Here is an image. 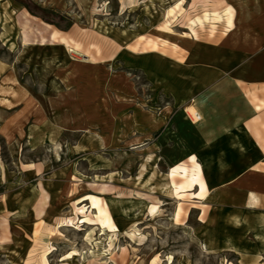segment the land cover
<instances>
[{
  "label": "rangeland",
  "instance_id": "obj_1",
  "mask_svg": "<svg viewBox=\"0 0 264 264\" xmlns=\"http://www.w3.org/2000/svg\"><path fill=\"white\" fill-rule=\"evenodd\" d=\"M31 1L65 16L62 25L72 20L89 33L108 36L114 29L135 30L139 24L144 26L151 22L161 24L160 30L165 34H172L176 26V36L190 31L197 40L215 42L233 30V20L235 30L229 38L238 37L251 43L259 34L264 36V0H181L175 4L174 0ZM19 10V5L12 0H0V60L9 65L22 82L30 84L36 81L37 66L32 64L38 55L19 44ZM47 29L45 27L44 32ZM185 34L183 36L187 37ZM58 35L52 32L51 40H56ZM149 35L158 36L154 32ZM149 42L152 49L157 48ZM246 51L243 58L230 64L223 84L212 82L210 88L178 109L167 95L155 90L142 72L114 64L102 66L101 87L94 88L91 82H86L84 92L86 115L92 118L97 110L95 104L99 103V118H93L102 126L97 129V123L92 122L85 130L86 136L100 130L102 137L116 136L115 145L101 146L100 164L67 155L70 149H66L65 142L67 138L72 140L66 136H62L63 144L45 145L37 150H30L25 144L12 149L0 139V264H239L233 253L208 254L205 250L203 227L198 220L204 218L206 209L195 202L202 198L194 191L205 183L204 163L196 160L195 154H190L189 160H171L180 153L179 145L171 144V136L165 144H156L159 135L172 131L176 114L186 127L193 126L205 136L209 135L204 126L220 124L225 117V121L230 122L229 128L206 129L210 136L214 133L217 137L231 130L238 116L252 115L248 98L252 105L253 96L264 104V85H261L264 84V57H259L257 48ZM69 57L83 59L71 51ZM33 86L36 88V84ZM255 105L259 106L258 101ZM163 108L168 109L163 112ZM189 108L195 109L201 117L198 123H190ZM216 110L222 112L217 115ZM256 114L264 115V111ZM147 115L164 120L165 126L142 129L138 124ZM5 117L6 114L0 112V121ZM142 136H149V148H141L144 146ZM132 139L137 143H130ZM86 149H90L88 145ZM17 151L23 161L45 159L51 169L73 163L88 176L86 180H110L113 195L103 197L92 188H70L68 194L77 196L65 200L67 188L58 190L57 196L50 198V204H55L53 213L57 212L60 217L55 224L60 222L61 228H56L55 224L52 227L37 225L30 245L24 235L30 230L29 206L35 199V188L29 186L35 184V178L19 171L13 155ZM175 166L173 177L171 168ZM97 168L94 178L92 173ZM167 174L171 184L175 180L176 188L170 187ZM84 194L87 196L78 199ZM105 201L109 203L113 220ZM98 207L110 220L109 226L99 228L114 233L99 232L92 226L101 223Z\"/></svg>",
  "mask_w": 264,
  "mask_h": 264
},
{
  "label": "crops",
  "instance_id": "obj_2",
  "mask_svg": "<svg viewBox=\"0 0 264 264\" xmlns=\"http://www.w3.org/2000/svg\"><path fill=\"white\" fill-rule=\"evenodd\" d=\"M12 1L20 7L17 19L19 44L24 50L38 55L32 64L37 66L36 81L32 84L22 82L12 68L0 60V112L6 114L4 120L0 121V139L12 149L23 144L28 145L30 150L45 145H59L64 142L62 136H66L72 140L66 139V149H70L67 155H77L81 161L92 159L95 164H100L101 146L115 145L116 136L102 137L101 130L93 136H86L85 130L90 128L92 122L97 123V129H102V126L101 122L94 120L95 117L99 118L101 112L99 103L95 104L97 110H92L95 113L91 115L92 118L86 115L84 92L86 82H91L94 88L101 87L102 66L114 64L142 72L155 90L167 95L173 107L178 109L193 96L210 88L212 82L223 84L230 64L243 58L247 49L257 48L259 57H264V36L261 34L251 43L238 37L229 38L235 30L234 20L233 30L215 42L197 40L190 31L183 33L187 37L176 36V26L172 28V34H165L160 30L161 24L151 22L144 26L139 24L135 30L114 29L108 36L89 33L72 20L67 30H60L30 15L21 4ZM180 1L174 0V4ZM38 6L65 17L54 10ZM45 27H48L46 32ZM54 31L59 35L56 40H51ZM152 32L158 36L149 35ZM148 41L157 48L152 49ZM70 51L85 60L71 59ZM35 84L36 88L33 86ZM211 98L214 99L213 96ZM257 101L259 106L255 105ZM247 103L252 108V115L238 116L236 125L217 137L214 133L210 136L206 129L229 128L230 122L228 119L226 122L225 117L220 120V124L215 122L208 127L204 126L209 137L199 134L193 126L186 127L179 120L181 116L176 114L174 128L170 133L159 135L156 145L165 144L171 136V144L179 145L180 149L178 156L173 155L171 160H189L190 154H195L196 160L204 163L205 173L202 175L205 183L202 188L194 190L202 199L193 200L206 209L204 218L198 220L203 227L202 240L206 252L233 253L239 264H264V115L256 114L264 111V104L254 96L253 105L249 98ZM95 105L91 108L94 109ZM192 108L187 109V112L193 113ZM167 109L163 108L162 111ZM110 111L114 112V108ZM217 112L221 113L222 110H216L218 115ZM142 118L143 121L138 124L142 129H161L165 126L164 120H157L151 115ZM182 129L185 131L182 132ZM144 136L141 138L144 145L141 148H149V136ZM130 143L137 142L132 139ZM86 145L90 149L85 150ZM13 155L19 171L35 178V184L29 186L35 188V199L29 206L30 230L28 235H24L30 245L37 225L52 227L60 219L57 212L53 213L55 204H50V198L56 197L58 190L67 188L65 200L77 196L68 194L70 188H92L94 193L103 197L113 195L110 180H86L88 176L73 163L51 169L45 159L26 162L20 152H14ZM175 168H171L173 177L176 175ZM95 170L98 168L92 173L94 178L97 177ZM103 176L107 177L105 174ZM167 178L170 182V175L167 174ZM170 187L176 188L175 180L173 184L170 182ZM105 202L113 220L109 203ZM98 210L102 214L101 223L92 226L99 232L114 233L100 229L109 226L110 220L105 211L98 207L97 213ZM59 223L55 224L58 229L61 228Z\"/></svg>",
  "mask_w": 264,
  "mask_h": 264
},
{
  "label": "trees",
  "instance_id": "obj_3",
  "mask_svg": "<svg viewBox=\"0 0 264 264\" xmlns=\"http://www.w3.org/2000/svg\"><path fill=\"white\" fill-rule=\"evenodd\" d=\"M19 4H21L28 12L30 15L37 17L41 19L43 22L54 25L56 28L60 30H67L70 26V22H65V24H60L64 23V20L62 17L53 14L47 10H43L40 8L37 4L33 3L31 0H15Z\"/></svg>",
  "mask_w": 264,
  "mask_h": 264
},
{
  "label": "built area",
  "instance_id": "obj_4",
  "mask_svg": "<svg viewBox=\"0 0 264 264\" xmlns=\"http://www.w3.org/2000/svg\"><path fill=\"white\" fill-rule=\"evenodd\" d=\"M188 118H189L190 122L193 124H196L201 120V117L199 116V114L195 110H193V113L188 114Z\"/></svg>",
  "mask_w": 264,
  "mask_h": 264
},
{
  "label": "bare ground",
  "instance_id": "obj_5",
  "mask_svg": "<svg viewBox=\"0 0 264 264\" xmlns=\"http://www.w3.org/2000/svg\"><path fill=\"white\" fill-rule=\"evenodd\" d=\"M69 53V52H68ZM84 59V58H83ZM85 60V59H84Z\"/></svg>",
  "mask_w": 264,
  "mask_h": 264
}]
</instances>
